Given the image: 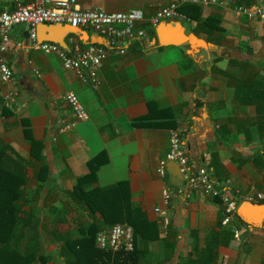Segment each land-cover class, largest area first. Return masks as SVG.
<instances>
[{"label":"crops","instance_id":"crops-1","mask_svg":"<svg viewBox=\"0 0 264 264\" xmlns=\"http://www.w3.org/2000/svg\"><path fill=\"white\" fill-rule=\"evenodd\" d=\"M21 1L26 4L32 0ZM170 1L76 0L80 8L106 12L139 9L144 17ZM220 1V6L199 7L198 18L185 15L191 31L212 43V48L187 54L180 46H160L154 29L143 26L142 37L123 42V54L109 53L103 60L101 84L96 89L64 69L53 54L33 48L23 25L8 30L5 56L12 70L9 85L17 89L18 96L9 107H3L1 92L6 85L0 83V139L25 160V194L27 186H32V199L27 198L44 224V248L48 243L57 250L60 234L76 226L104 224L100 207L109 202L110 209L120 210L123 216L135 208L147 220H155L158 238L145 244L138 264L180 263L190 249L192 232L201 247L209 230L224 227L233 228V235L217 247V264H264V226H247L236 215L217 225L223 219L220 200L199 191L173 195L165 208L161 196L164 179L156 173L158 161L168 149L169 132L177 130L189 159L205 165L211 178L228 179L234 194H249L251 202H264L262 142L255 124L248 123L255 119L254 108L248 105L241 111L237 105L233 80L242 70L229 63L230 59L242 60L237 56L243 53L264 75V17L238 16L232 7L239 5ZM258 2L253 0L250 5ZM11 6L12 0H0V8ZM207 15L216 17L221 29L210 35L215 42L206 39L208 35L198 27V20ZM254 29L258 35L252 33ZM86 31L85 40L74 37L82 44L103 43L95 32ZM67 39L68 35L64 41ZM241 40L247 44L243 52L235 46ZM253 46H259L260 52L250 51ZM66 92L76 96L87 119L60 131L73 120L62 100ZM138 119L140 123H135ZM23 128L41 142L32 154ZM94 157L99 165L93 182L86 180L90 185L83 190L124 181L121 209L120 197L113 191L88 194L92 210L75 201L73 185L87 173V161ZM156 207L164 209L168 217L164 233Z\"/></svg>","mask_w":264,"mask_h":264},{"label":"built area","instance_id":"built-area-1","mask_svg":"<svg viewBox=\"0 0 264 264\" xmlns=\"http://www.w3.org/2000/svg\"><path fill=\"white\" fill-rule=\"evenodd\" d=\"M194 4L202 8L220 6V0H172L167 5L158 7L152 14L144 17L139 9H129L124 12H106L102 9L80 8L76 0H32L23 4L21 0H12L10 9L0 8V83L5 87L1 92L3 107H9L15 102L18 91L10 86L12 70L6 60L8 30L13 26L23 25L28 33L31 46L42 53L53 54L64 69L74 73L77 79L96 89L101 84L100 67L106 56L123 54L124 43H129L144 35L145 27L154 29L160 21L180 19L188 22V18L180 13L179 7ZM232 12L247 19L264 17V0L250 6H234ZM67 24L79 29L95 32L101 42L82 44L81 41L68 35L65 51L58 44L49 41H36L35 26L38 23ZM139 24L140 27H136ZM124 42V43H123ZM39 76V72H35ZM62 100L73 114V120L63 124L60 131L73 127L77 122L85 121L87 113L71 92L62 95ZM173 161L182 175L180 185L171 186L165 172V163ZM156 173L163 177L161 190L162 203L168 207L173 195L188 196L195 191L210 198H217L223 206L222 224L231 221L235 216V209L242 200L251 201L249 194L240 196L231 190L230 181L214 180L210 171L203 164H196L189 159L182 145L180 133L170 130L168 149L158 161ZM260 197V195H257ZM161 216L162 232L168 224V217L164 209L154 208ZM133 230L127 223H115L95 235V245L102 250L131 251L133 248Z\"/></svg>","mask_w":264,"mask_h":264},{"label":"trees","instance_id":"trees-1","mask_svg":"<svg viewBox=\"0 0 264 264\" xmlns=\"http://www.w3.org/2000/svg\"><path fill=\"white\" fill-rule=\"evenodd\" d=\"M252 3L253 0H230L231 5L247 6ZM198 8L197 5L187 4L179 7V11L188 18H198ZM198 27L208 35L206 39L213 42L216 40H213L210 35L221 30L216 17L208 15L198 20ZM151 33L153 34V31ZM229 63L237 65L242 70L241 76L233 80L236 91L235 101L241 111H244L248 105L253 106L255 119L248 123L255 124L262 142L260 153L264 155V75L245 59H230ZM6 111L7 108H4V112ZM140 121L138 119L135 123ZM23 132L32 154L33 149L41 147V142L33 139L27 128H23ZM98 162L96 157L87 161L88 171L76 179L72 195L75 201L92 210V200L89 199L88 194L113 191L120 197L119 209H121L123 200L121 198H124L121 186L126 185L124 181L101 188L83 190L84 186L90 185L86 183V180L93 182ZM25 167V160L0 139V264H49V255L45 252L41 237L44 224L38 215L39 211L31 207L25 194ZM41 188L42 186H38L37 189ZM100 209L104 224L89 222L60 234L61 243L56 250L60 264H138L145 244L158 238L155 220H147L142 213L134 210L135 208L131 209L130 214L127 213L124 216L120 214V210L117 213L111 210L109 202ZM221 220L222 217L217 225ZM107 222L109 224H106ZM115 223H127L132 227L133 248L131 251L112 252L99 249L95 245L96 232ZM192 233L194 234H192L190 249L182 262L177 264H217V247L223 243V240L227 241L231 238L233 228L209 230L204 236L201 247H198L195 231Z\"/></svg>","mask_w":264,"mask_h":264},{"label":"water","instance_id":"water-1","mask_svg":"<svg viewBox=\"0 0 264 264\" xmlns=\"http://www.w3.org/2000/svg\"><path fill=\"white\" fill-rule=\"evenodd\" d=\"M36 41H49L58 44L65 51L68 47L64 42L66 35H76L80 40L87 38V31L67 24L60 23H38L35 26ZM28 36V33L26 31ZM154 34L157 44L160 46H180L185 48L187 54L197 53L200 50L212 48L213 44L196 36L188 26V22L180 19L160 21L154 27ZM165 172L169 185L177 186L182 182V175L179 173L173 161L165 163ZM235 215L247 226L261 228L264 226V202L254 203L249 200H242L235 209Z\"/></svg>","mask_w":264,"mask_h":264},{"label":"rangeland","instance_id":"rangeland-1","mask_svg":"<svg viewBox=\"0 0 264 264\" xmlns=\"http://www.w3.org/2000/svg\"><path fill=\"white\" fill-rule=\"evenodd\" d=\"M252 33L255 34V35H258L259 31L254 29ZM246 45L241 40L238 43H236L235 46H236V48L240 49V51L243 52L244 51L243 47H246ZM250 48H251L250 51L252 50L254 52H260V47L259 46H253V47H250ZM237 57L240 58V59H245L246 58V56L243 53H238ZM254 64L257 65L258 63H254ZM31 187L32 186L29 185L26 188V195H27V197L29 196L28 197L29 199L30 198L32 199V188ZM36 188H37V186H36ZM41 237H42L43 243L45 244V241H46L45 239L46 238H45L44 234H42ZM53 246L54 245H50V244L46 243L45 248H44L45 252L48 253L51 256V260L54 262L53 264H60L58 261H56L57 260L56 259L57 252H56V249ZM184 251H185V249H184ZM35 264H38V263H35ZM221 264H225V263H221Z\"/></svg>","mask_w":264,"mask_h":264}]
</instances>
